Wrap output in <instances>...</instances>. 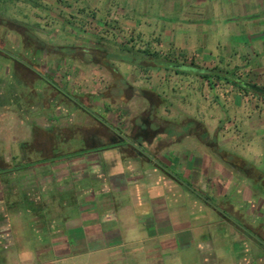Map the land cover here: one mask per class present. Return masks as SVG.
Segmentation results:
<instances>
[{
  "label": "crops",
  "instance_id": "crops-1",
  "mask_svg": "<svg viewBox=\"0 0 264 264\" xmlns=\"http://www.w3.org/2000/svg\"><path fill=\"white\" fill-rule=\"evenodd\" d=\"M13 1L17 4L5 19L15 27L0 35V55L8 58L15 51L38 55L36 45L24 42L42 40L43 10L67 9L84 18L95 11L100 20V4H132ZM201 68L183 63L149 68L165 70L163 78L123 99L144 105L146 112L125 106L131 111L119 119L118 114L112 119L93 113L72 92L42 76L24 81L28 91L20 85L14 97L10 93H16L18 83L10 74L0 80V109L8 108L0 111V264H264V209H242L252 195L245 193V179L228 170L236 164V136L227 130L228 115L219 114L208 97L200 102L195 80L203 79ZM47 88L54 96L43 111ZM58 95L83 111L81 119L69 114L67 131L58 128L60 115L53 112ZM241 97L235 96L230 112L243 106ZM13 110L20 112L18 129L11 127ZM248 113L245 108L237 113L243 125ZM256 113L252 110L249 120ZM77 121L82 131L75 130ZM255 126L242 135H258ZM235 185L245 195L233 200L237 211L224 199Z\"/></svg>",
  "mask_w": 264,
  "mask_h": 264
},
{
  "label": "rangeland",
  "instance_id": "rangeland-1",
  "mask_svg": "<svg viewBox=\"0 0 264 264\" xmlns=\"http://www.w3.org/2000/svg\"><path fill=\"white\" fill-rule=\"evenodd\" d=\"M131 1L132 4H125V1L124 4H100L103 14L100 20L95 11L94 16L92 11H87L84 18L72 15L71 10L67 9L55 12L43 10L42 40L24 42L28 46L36 45L38 51H41H37V56H19L15 51L12 53V61L0 59V64H3L0 65L1 71H4L0 72V80H7L6 77L10 74L11 82H19L13 75V69L18 77H21L20 80L26 82L38 80L42 75L43 78L53 80L65 91L75 93L72 94L73 97L78 99L76 95H82L80 102L93 113L105 118L118 114L115 119H119L124 113H130V109H123L125 106L137 107L139 112H146L144 105L133 106L123 99H129L136 91L139 92L137 87L142 88L154 79H162L165 70H143L110 56V52L128 46L156 50L162 55L170 56L175 62L194 67L209 68L221 64L222 67L235 68L236 75L242 80L264 86V0ZM15 4L17 3L13 0H0V22H6L4 25L0 24V35L3 30L15 27L5 19L6 15L13 13L12 6ZM107 5L110 7L107 8ZM27 12L29 15L28 9ZM61 17L64 18L63 21ZM101 20L103 24L97 22ZM103 50H106L104 54L109 58L101 56L96 60L91 59L90 56L95 52L101 53ZM16 58L32 65L37 72L33 73L25 68L24 72H21L18 67L13 66ZM105 62L112 64L116 71L107 67ZM252 71L255 72L253 76ZM195 81L198 97L202 99L200 102L204 101L203 98H210L211 106L215 107L219 114H223L224 118L228 115L227 130L236 136L233 157L236 164H233L235 167L229 166L228 170L234 173L236 179H245V193L252 195L250 201H245L242 209H256L259 205L264 209V97L224 81H216L213 87H210L205 79L197 77ZM19 85L21 84H18L16 93H10V97L20 94ZM21 87H24L25 92L28 91L25 84ZM46 90L48 95L42 100L43 111H47L50 106L48 98L54 96V90ZM237 94L242 96L243 106H235L237 111L232 113L231 104ZM58 98L54 103L53 112L60 115L58 128L67 131L71 129L66 123L72 113L75 112L73 116L81 119L83 111L74 110L70 101L63 95H58ZM10 108L19 109L18 105L16 108ZM242 108L249 112L244 125L236 117ZM7 109L3 107L0 111ZM14 110L11 112V127L18 129L20 112ZM252 110L259 113L249 120ZM254 125L258 128V135L244 137L242 130L253 129ZM74 128L76 131H82L81 121H77ZM239 158H244V163H239ZM244 197L245 195L238 191V185H235L228 190L224 199L233 203V200ZM259 197L263 200L259 201ZM233 206L235 211L240 209L236 203H233ZM228 212L230 218L237 222L236 216L231 214L230 210Z\"/></svg>",
  "mask_w": 264,
  "mask_h": 264
},
{
  "label": "trees",
  "instance_id": "trees-1",
  "mask_svg": "<svg viewBox=\"0 0 264 264\" xmlns=\"http://www.w3.org/2000/svg\"><path fill=\"white\" fill-rule=\"evenodd\" d=\"M97 52H95L93 56H90L92 60H96L101 56L105 57L106 59L109 58L108 55L105 56L104 54V52L106 53V50H103L101 52L103 54H101L100 52L98 53ZM110 56H112L115 59L127 61L143 70H148L149 68H152V67L168 69L169 67H178L179 65L178 62H175L174 60L170 59L169 56L162 55L159 51L151 50L149 48H136L135 49L132 47L124 46L121 48V50L110 52ZM9 58L12 60L13 57L11 56ZM9 58L6 56L0 55L1 60H8ZM19 62H20L19 59L16 58V62L13 63V66H15V68L18 67L21 70V72H24L23 71L24 69H22L23 67H21L22 61L20 63ZM23 63L26 64L24 61ZM26 65L28 66L29 64H26ZM105 65H107V67H109L111 70L116 71L115 68L111 66L112 64L105 62ZM236 71L237 70L235 68H222V67L215 66L212 68H201V70L199 71V74L203 79H205L208 82L210 87H213L216 81H224L236 87H239L240 89L244 91H251L257 95L264 96L262 92H259L258 90H255L251 87V84L252 85H258V84L242 80L236 75ZM13 75L16 76L15 78L19 79V82L17 83L23 86L24 80L23 79L20 80L21 77L20 78L18 77L19 75H17V72L14 69H13ZM45 79L50 81L47 77ZM62 91H65V90H62ZM29 94L31 95L32 93H29ZM75 101L79 102L80 100L75 99Z\"/></svg>",
  "mask_w": 264,
  "mask_h": 264
},
{
  "label": "water",
  "instance_id": "water-1",
  "mask_svg": "<svg viewBox=\"0 0 264 264\" xmlns=\"http://www.w3.org/2000/svg\"><path fill=\"white\" fill-rule=\"evenodd\" d=\"M251 87H252L253 89H255V90H258L259 92L264 93V88H262V87H260V86H258V85H252V84H251Z\"/></svg>",
  "mask_w": 264,
  "mask_h": 264
}]
</instances>
